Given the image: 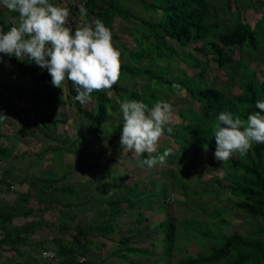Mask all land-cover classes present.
<instances>
[{
    "label": "rangeland",
    "instance_id": "rangeland-1",
    "mask_svg": "<svg viewBox=\"0 0 264 264\" xmlns=\"http://www.w3.org/2000/svg\"><path fill=\"white\" fill-rule=\"evenodd\" d=\"M82 1L50 0V3L70 9L69 23L75 28L76 23L90 24L94 21L88 13L80 16L79 6L83 5ZM120 1L142 20L156 21L159 18L158 13L145 9L138 0ZM242 1L214 0L217 14L224 16L223 20L228 23ZM250 1L249 8L242 15L243 21L254 27L264 17V0ZM226 2L229 4L228 11L224 9ZM0 10L3 16L13 18L18 24V13L10 12L3 6H0ZM139 25L132 17L114 20L111 28L113 45L121 53V65L133 63L124 48L131 53L142 50ZM261 26L263 32L258 36L261 44L258 53L243 52L241 56L238 49H230L236 62L243 60L247 67L255 71L259 85L264 84V22ZM198 46L199 44H192L184 50L179 49L181 57L191 54L202 59L194 51ZM151 63L155 64L152 58H145L138 67L143 68ZM170 70L172 75L199 74V69H191L178 60L170 62ZM233 73L234 70H219L214 63H210L208 73L204 76V85L225 90L230 87L228 92L237 94L241 85V73L247 74V71H241L237 77L229 75ZM143 82L142 78L126 75L120 77L116 84L138 91ZM2 85L9 87L10 91L29 87L36 90L42 99L45 98L40 84L30 76L14 70L7 62H0V86ZM67 92V85L64 84L61 95L53 103L34 102L22 97L23 94L18 96L16 93L14 105L23 112L13 108L5 93L0 95V112L10 118L0 122V148L9 153L7 158L0 153V203L15 206L21 211L43 208L44 204L38 203L37 180L63 175L65 177L61 182L44 188L50 195L48 200L52 199L51 196H56L62 204H56L53 198L50 200L53 208L47 212L33 213L27 218L17 217L9 222L7 227L13 232L28 234V242L17 251L0 249V264L67 262L70 254L64 247L71 245L70 234L74 227H81L92 233V243L87 248L86 255L79 256L87 258L85 264H176L185 255L210 252L212 243L205 241L203 234L207 232L211 238L218 235V229L213 225L217 223L216 214H222V219L227 222L220 225L225 235L233 232L246 235L253 226L259 225L251 216L233 208L236 199L223 187L227 175L225 162H218L212 152L205 150L197 155L193 151L186 154L176 152L177 146L164 134L158 141L157 151L171 148L172 154L163 165L142 167L140 162L148 159L149 154L145 152L146 157L142 154L133 155L131 152H124L120 145L123 130L120 96L115 95L112 90L100 91L107 94L116 111L110 113L104 124L105 131L98 140H94L89 122L78 115L72 104L73 100L66 98ZM184 96L180 92L165 101L174 110V118L169 125L183 124L178 111L187 110L191 106V102L185 100ZM81 106L91 110L97 103L92 98L89 103ZM46 119H65L66 123H58L53 127L45 122ZM58 147L62 150L54 152ZM163 153L161 151L158 155ZM231 158L237 159L238 154L234 153ZM66 186L73 188L71 195L64 192ZM134 186L135 190L128 191ZM136 192L141 195L135 196ZM125 197H129V201L120 206L121 212L115 217L112 233L106 238L101 237L97 227L112 212L107 202L123 200ZM22 198L26 201H22ZM69 217H73L72 224H64ZM163 221L176 223L175 248L168 261L163 259ZM121 238H127L129 242L120 241ZM129 247L147 252L141 255L142 252L128 250ZM45 252L54 255L45 257Z\"/></svg>",
    "mask_w": 264,
    "mask_h": 264
},
{
    "label": "trees",
    "instance_id": "trees-1",
    "mask_svg": "<svg viewBox=\"0 0 264 264\" xmlns=\"http://www.w3.org/2000/svg\"><path fill=\"white\" fill-rule=\"evenodd\" d=\"M138 2L145 9L158 13V20L148 21L138 18L125 8L120 0L82 1L87 13L93 20H101L110 30L117 18L127 20V17H132L140 23L139 43L142 45V50L131 53L124 48V52H127L126 54L133 63L121 65L120 77L127 75L131 78H142L144 82L138 91L126 89L117 84L108 90L119 95L121 103L125 98L135 99L143 101L149 108L158 101H168L170 97H175L183 92L185 100H189L191 106L187 110L178 111L183 124L168 125L172 128V132L168 133L167 128H165V134L177 146L176 152L181 151L186 154L193 151L197 155L205 151L207 147V151L214 154L216 150L214 127L218 122L220 113H231L234 118L239 116L246 121L249 115L260 112L255 104L257 100L264 101V84L259 85L255 71L247 67L245 61L236 62L234 60L230 49H238L241 56L245 52L258 53L261 48L258 36L263 32L261 23L264 22V17L254 27L243 21L242 13L249 8L250 0H243L237 6L236 14L228 23L223 20L224 16L221 17L217 14L214 0H138ZM228 5L227 2L224 3V9L227 11L229 10ZM14 25L17 23L13 18L3 16L0 10V29L6 33ZM74 31L75 28H73ZM192 44H199L198 47L194 48V51L201 55L202 59L191 54H185L181 57L179 49L184 50ZM0 57L3 58L2 62L12 65L14 70L30 76L41 85L45 93V98L42 99L36 90H31L29 87H20L10 91L6 85L0 86V95L5 93L13 108L22 111L14 105L16 93L18 96L23 94L22 97L25 96L34 102L47 101L53 103L61 95L63 86L66 84L68 90L66 98L73 100L72 104L78 115L89 122L93 139L98 140L105 131L104 124L110 117V113L116 111V107L111 104L106 93L94 91L92 98L96 100L97 106L91 110L83 109L81 103L75 99L76 88L71 81L66 79L61 85L62 88L54 87L51 83L52 77L47 69L39 67L34 61H29L27 58L19 60L3 53H0ZM149 57L153 59L156 65L151 63L143 68L138 67L143 59ZM172 60H178L191 69H199V74L195 76H188L185 73L172 75L170 72ZM210 63H214L219 70H234L233 74H229L233 77H237L241 71H247V74L241 73L239 81L241 85L237 94L229 93L228 88L230 87L225 90L204 85L203 80L206 78L204 76L208 73ZM173 84H178L179 87L174 88ZM261 114L264 115V112ZM45 122L55 127L58 123L65 124L66 120L46 119ZM43 128L45 127L43 126ZM60 150H62L61 147H58L54 149V152H60ZM161 151H165V149L157 151L153 156H159ZM0 153L6 158L9 157L8 151L2 148H0ZM237 154V159L230 158L225 162L227 175L226 184L223 187L228 189L229 194L236 199L233 208L251 216L259 222V225L253 226L246 235L237 232L225 235L220 225H225L227 222L222 219V214H216L217 223L213 225L218 229V235L211 238L207 232L203 234L205 235L203 239L212 243L210 252L195 254L194 256L185 255L178 259L176 264H264V143L253 144V147L246 154ZM23 156L22 158H25ZM142 156L146 157L147 155L143 153ZM64 178L63 175L57 178L45 177L37 180L39 184L36 190L39 194L38 203L44 204L43 208L21 211L15 206L0 203L1 250L17 251L20 246L27 245L28 234L13 232L7 225L17 217L27 218L33 213L47 212L53 208L50 203L53 198L56 204H62L56 196H51L52 199L48 200L50 195L45 192L44 188L61 182ZM135 189L134 186L128 191L131 192ZM64 192L71 195L73 188L66 186ZM135 194L138 196L140 193L136 192ZM128 198L107 202L112 212L97 227L101 237L106 238L112 233L115 217L121 212L120 206L123 202H128ZM21 200L26 201L25 198ZM66 208L68 209V206ZM72 222L73 217H69L68 222L64 224L70 223L71 225ZM161 226L163 228L161 240L164 252L163 259L168 261L175 248L176 223L163 221ZM91 237V232L85 231L81 227H74V231L70 234L71 245L64 247L69 251L70 259L60 264H80L78 257L86 255L87 248L92 243ZM122 240L129 242L127 238H121L120 241ZM128 250L137 253L142 252V249H132V247H129ZM146 252L145 250L141 255L146 254Z\"/></svg>",
    "mask_w": 264,
    "mask_h": 264
},
{
    "label": "clouds",
    "instance_id": "clouds-1",
    "mask_svg": "<svg viewBox=\"0 0 264 264\" xmlns=\"http://www.w3.org/2000/svg\"><path fill=\"white\" fill-rule=\"evenodd\" d=\"M10 12L18 13V24L6 33L0 29V53L19 60L27 58L39 67L47 69L52 85L62 88L65 80L76 86L75 99L81 104L89 103L92 93L111 89L121 76V53L113 45V35L105 24L97 19L92 23H76L75 31L69 20L70 9L54 5L50 0H0ZM81 17L87 15L84 5L79 6ZM3 58L0 57V62ZM178 88V84H173ZM260 110L242 120L231 113H220L214 127L218 162L228 161L234 153L246 154L253 144L264 143V101L257 100ZM123 130L120 140L124 152L139 155L147 152L149 158L140 166L152 168L163 165L172 154L165 149L159 156L158 141L165 128L174 118L173 106L165 101L156 102L151 108L143 101L125 100L120 104ZM10 118L0 112V122ZM207 150V147L205 148ZM45 257L54 253L45 252ZM85 264L86 257H78Z\"/></svg>",
    "mask_w": 264,
    "mask_h": 264
}]
</instances>
